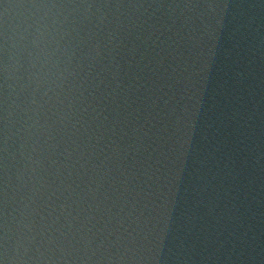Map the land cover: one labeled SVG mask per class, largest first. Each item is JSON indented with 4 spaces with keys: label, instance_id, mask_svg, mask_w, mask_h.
I'll use <instances>...</instances> for the list:
<instances>
[{
    "label": "water",
    "instance_id": "water-1",
    "mask_svg": "<svg viewBox=\"0 0 264 264\" xmlns=\"http://www.w3.org/2000/svg\"><path fill=\"white\" fill-rule=\"evenodd\" d=\"M0 264H264V0H0Z\"/></svg>",
    "mask_w": 264,
    "mask_h": 264
}]
</instances>
